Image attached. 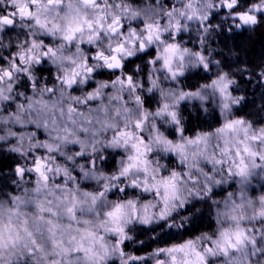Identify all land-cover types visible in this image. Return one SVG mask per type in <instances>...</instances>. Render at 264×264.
I'll return each mask as SVG.
<instances>
[{
	"label": "snow or ice",
	"instance_id": "6c2138e0",
	"mask_svg": "<svg viewBox=\"0 0 264 264\" xmlns=\"http://www.w3.org/2000/svg\"><path fill=\"white\" fill-rule=\"evenodd\" d=\"M18 26L24 39L0 56V144L19 158L16 188L0 199V264L264 257V118L234 113L245 73L264 84V60L241 66L239 53L212 44L264 30V0H151L145 9L128 0H0V49ZM132 58L142 64L129 73ZM105 70L109 79H97ZM193 73L204 82L185 90ZM186 101L205 112L211 102L218 126L187 134ZM197 204L214 211L211 234L148 256L126 250L157 229L182 228L177 217Z\"/></svg>",
	"mask_w": 264,
	"mask_h": 264
},
{
	"label": "trees",
	"instance_id": "16d2710c",
	"mask_svg": "<svg viewBox=\"0 0 264 264\" xmlns=\"http://www.w3.org/2000/svg\"><path fill=\"white\" fill-rule=\"evenodd\" d=\"M213 47L221 48L225 53H228L229 48L239 53L238 60L244 61V65L250 67L253 62L259 63L264 60V30L258 31L254 34L245 32L243 35L236 36L234 39L227 41L217 37L212 42ZM220 59V56L216 57ZM237 66V61H233V67ZM250 73H245V80L241 81L239 75L236 76L238 81H241L242 89L234 93L235 95H241L245 97L242 105L236 106L234 109L235 116L246 118L249 120L255 119L256 123L262 122V117L259 113L261 105H264V84L260 82L258 78H253L248 81L246 78ZM202 75V74H201ZM45 76V75H44ZM203 83L200 76L193 74L189 79H185L182 85L186 90H195L197 83ZM222 117L218 112L210 111L197 112L194 115H187L185 120L186 128L188 129L187 134L191 135L195 131L207 130L210 127L214 128L218 126ZM19 159L16 154L8 152L3 147H0V182L7 178L11 183L12 169L16 166L15 160ZM16 188L15 185H11L9 191H13ZM199 212L195 209L191 212V219L185 223L182 228H164L163 230L157 229L156 233H148L147 235L141 236L140 239L146 243L141 245L139 243H129L128 252L137 255H148L157 247L170 246L172 243L182 242L185 239L194 238L201 233H209L215 231L216 223L214 220V211L209 210L206 206H201ZM195 213V214H194ZM165 233H174V236H167ZM156 236L159 239L163 236L165 242L153 243L150 237Z\"/></svg>",
	"mask_w": 264,
	"mask_h": 264
},
{
	"label": "rangeland",
	"instance_id": "374dc122",
	"mask_svg": "<svg viewBox=\"0 0 264 264\" xmlns=\"http://www.w3.org/2000/svg\"><path fill=\"white\" fill-rule=\"evenodd\" d=\"M135 2L136 3H141L142 0H135ZM165 2H167V0H165ZM190 36L194 39L195 38V33L184 34L183 39L185 41H188ZM46 42H47V40H46ZM189 46H194V45L192 43H189ZM12 50L13 49H0V56L7 57L9 55V52H11ZM144 59L147 60V59H149V57L148 56H144ZM141 64H142V61L135 58L134 63L128 64L127 67H126V70L129 71V73H130L135 68L136 65H141ZM193 74H195V73H193ZM193 74H191V75H193ZM141 75H143V73H141ZM97 79H104L103 78V75L102 76H98ZM21 90L23 91V89H21ZM206 106L209 108V111H207V112H205V111H203V110H201L199 108V102L198 101H186V102L182 103L181 109L183 111V115H184L185 118H186L187 115H194V114H196L199 111L205 112V113H208L210 111H212V112L215 111V112H218L219 113V109L218 108H215L211 102H209ZM0 147H3L5 150H7L8 145L0 144ZM13 154H15V153H13ZM115 163H116V160H115V158H113V159H111L108 162V164L106 166L105 165H102V166L106 167V170L107 171H111L113 169V166L115 165ZM170 166H176L175 159H172L171 160ZM228 190H232V188L229 187ZM216 191L219 192L220 190L218 189ZM257 194H259V190L258 189H257ZM222 195H223V193H221L220 195H217L214 198L215 199H220ZM201 206H204V205H202V204H197L196 205L197 208H200ZM191 212L188 211L187 209L182 210L181 213H180V216L177 217V223H183V224H185V223L189 222L190 219H191V215H190ZM183 216H188L189 219L187 221H183L180 218V217H183ZM148 255H144V256H148Z\"/></svg>",
	"mask_w": 264,
	"mask_h": 264
},
{
	"label": "clouds",
	"instance_id": "9594fccd",
	"mask_svg": "<svg viewBox=\"0 0 264 264\" xmlns=\"http://www.w3.org/2000/svg\"><path fill=\"white\" fill-rule=\"evenodd\" d=\"M116 2L119 3L120 0H116ZM128 2L132 3V5L138 9H145L150 4L151 0H142L141 3H136L135 0H128ZM23 39H24L23 34L20 32H17L15 36L3 38V43L5 45H8L6 49H12L13 44H15L18 40L22 41ZM259 113L261 117L264 118V112H259ZM11 185H15V184L9 183L6 180H4L3 182H0V199H7V194L12 192V191H9V188L11 187ZM180 218L182 219L183 217H180ZM6 220H7V217L5 214V222ZM175 223H177V220L175 221ZM5 264H8L7 260L5 261ZM20 264H25V258L21 257ZM252 264H264V257H260L259 255L253 257Z\"/></svg>",
	"mask_w": 264,
	"mask_h": 264
},
{
	"label": "flooded vegetation",
	"instance_id": "af4514ba",
	"mask_svg": "<svg viewBox=\"0 0 264 264\" xmlns=\"http://www.w3.org/2000/svg\"><path fill=\"white\" fill-rule=\"evenodd\" d=\"M24 30H22V29H20V28H16L12 33H10V36L9 37H12V36H15V34L17 33V32H20V33H22ZM46 39V38H45ZM47 40V39H46ZM133 59V61L135 60V58H132ZM131 64V63H130ZM127 67V66H126ZM42 75H45V76H48L49 75V73L48 72H44V73H42ZM103 78L104 79H109V73H108V71L107 70H105V72H104V74H103Z\"/></svg>",
	"mask_w": 264,
	"mask_h": 264
}]
</instances>
